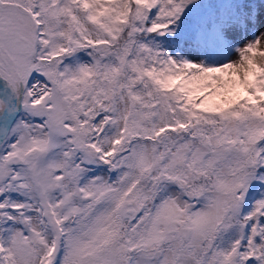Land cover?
I'll list each match as a JSON object with an SVG mask.
<instances>
[{
	"label": "snow or ice",
	"instance_id": "6c2138e0",
	"mask_svg": "<svg viewBox=\"0 0 264 264\" xmlns=\"http://www.w3.org/2000/svg\"><path fill=\"white\" fill-rule=\"evenodd\" d=\"M0 264H264V0H0Z\"/></svg>",
	"mask_w": 264,
	"mask_h": 264
}]
</instances>
